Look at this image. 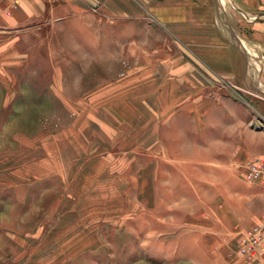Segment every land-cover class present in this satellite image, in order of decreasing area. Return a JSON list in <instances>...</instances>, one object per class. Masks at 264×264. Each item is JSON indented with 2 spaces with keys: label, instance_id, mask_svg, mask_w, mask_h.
<instances>
[{
  "label": "crops",
  "instance_id": "0c3cea01",
  "mask_svg": "<svg viewBox=\"0 0 264 264\" xmlns=\"http://www.w3.org/2000/svg\"><path fill=\"white\" fill-rule=\"evenodd\" d=\"M220 2L223 12L216 0H20L11 14L0 3V68L10 54L22 57L15 52L20 33L85 20L102 24L90 28L89 43L134 45L136 65L83 103H71L74 122L30 146L24 165L7 171L17 179L0 189L20 178L12 191L23 189L25 197L30 179L57 177L63 185L56 212L65 187L73 212L119 208L141 222L150 219L159 238L178 225L194 228L207 236V250L234 234L235 218L257 220L264 212V186L234 180L235 160L251 154L240 153L235 109L242 105H235V89L264 88V0ZM225 22L252 60L262 63L259 79ZM98 29L109 31L112 40L100 39ZM102 57L106 64L126 55ZM38 147L40 158L34 159Z\"/></svg>",
  "mask_w": 264,
  "mask_h": 264
},
{
  "label": "rangeland",
  "instance_id": "374dc122",
  "mask_svg": "<svg viewBox=\"0 0 264 264\" xmlns=\"http://www.w3.org/2000/svg\"><path fill=\"white\" fill-rule=\"evenodd\" d=\"M100 24L85 20L60 29L50 25L18 35L15 52L22 57L10 54L0 68V183L17 179L9 177L7 171L24 165L30 146L52 139L74 122L71 103H83L90 94L135 68L134 45L94 47L87 41L92 35L90 28ZM95 33L103 40L112 38L109 31L98 29ZM109 53L126 58L103 64L102 56ZM257 63L258 69L248 63L257 73L253 75L255 80L263 66ZM235 105L241 124L240 153L246 149L251 152L235 160L234 180L240 186L245 183L246 163L264 157V98L241 85L235 89ZM246 132L254 134L255 140H248ZM33 153L34 159L40 158L39 147ZM19 180L0 189V264H246L237 256V238L260 219L247 222V218H235L234 234L224 241L217 239L218 244H211L207 250V236L194 228L178 225L175 233L159 238L151 232L150 219L141 222L119 208H112L111 213H103V209L100 213L73 212L65 187L63 205L56 212V193L62 194L63 185L59 178L44 182L30 179L25 197L23 189L12 191ZM62 213L64 216L58 218ZM253 263L264 264V260Z\"/></svg>",
  "mask_w": 264,
  "mask_h": 264
},
{
  "label": "built area",
  "instance_id": "2783aa9c",
  "mask_svg": "<svg viewBox=\"0 0 264 264\" xmlns=\"http://www.w3.org/2000/svg\"><path fill=\"white\" fill-rule=\"evenodd\" d=\"M20 0H0L5 5V13L11 14ZM244 179L248 184L264 186V157L249 160L244 166ZM237 252L247 263L264 260V212L259 221L240 234L237 239Z\"/></svg>",
  "mask_w": 264,
  "mask_h": 264
},
{
  "label": "water",
  "instance_id": "95a60500",
  "mask_svg": "<svg viewBox=\"0 0 264 264\" xmlns=\"http://www.w3.org/2000/svg\"><path fill=\"white\" fill-rule=\"evenodd\" d=\"M216 4H217V7L223 12V8H222V5H221V2L220 0H216ZM228 29H229V32H230V35L232 36V38L234 39L235 43H236V46L237 48L243 53L244 57L246 58L247 62H252V59H251V56L250 54L246 51L245 47L243 46L241 40L239 39V37L235 34V32L233 31V29L229 26V24L227 22H225ZM255 93H257L259 96H261L262 98H264V92L260 91L258 88H256L254 90Z\"/></svg>",
  "mask_w": 264,
  "mask_h": 264
},
{
  "label": "bare ground",
  "instance_id": "6f19581e",
  "mask_svg": "<svg viewBox=\"0 0 264 264\" xmlns=\"http://www.w3.org/2000/svg\"><path fill=\"white\" fill-rule=\"evenodd\" d=\"M242 42V41H241ZM242 44H243V42H242ZM243 46L245 47V49L249 52V50L247 49V47L243 44ZM248 46V45H247ZM251 53V52H250ZM251 56H252V58H253V56H254V54H250ZM251 58V59H252ZM253 61V64H254V67L255 68H257L258 67V63L257 62H255L254 60H252ZM257 63V64H256ZM251 64H252V62H251ZM251 64H250V66H251ZM256 75H257V73H255ZM261 88H263V87H261ZM261 88H258L260 91H262L263 92V90L261 89Z\"/></svg>",
  "mask_w": 264,
  "mask_h": 264
}]
</instances>
